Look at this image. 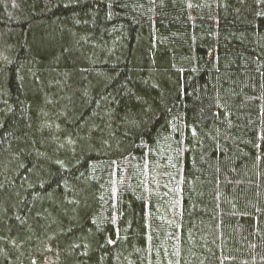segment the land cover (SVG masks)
<instances>
[{"label": "trees", "instance_id": "trees-1", "mask_svg": "<svg viewBox=\"0 0 264 264\" xmlns=\"http://www.w3.org/2000/svg\"><path fill=\"white\" fill-rule=\"evenodd\" d=\"M0 264H264V0H0Z\"/></svg>", "mask_w": 264, "mask_h": 264}]
</instances>
